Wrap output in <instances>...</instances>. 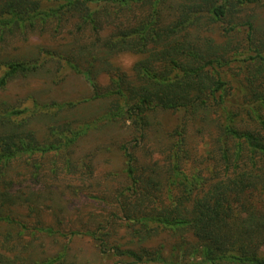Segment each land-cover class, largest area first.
I'll return each instance as SVG.
<instances>
[{"label": "trees", "instance_id": "16d2710c", "mask_svg": "<svg viewBox=\"0 0 264 264\" xmlns=\"http://www.w3.org/2000/svg\"><path fill=\"white\" fill-rule=\"evenodd\" d=\"M41 1L0 0V40L7 32L24 35L72 20L73 37L89 38L80 47L75 41L76 55L74 49L65 52L74 67L78 54L89 65L115 53L139 54L136 85L125 84L114 110L137 126V146L149 140L168 154L159 170L123 147L130 182L119 201L125 219L146 221L152 215L158 223L145 224L143 235L122 237L109 250L108 235H88L98 250H114L113 257L136 264H264V0H63L48 11ZM213 29L221 34L205 36ZM242 32L240 43L231 45ZM239 62L242 74L235 75L232 65ZM2 64V86L11 76L39 70L29 61ZM91 73L86 71L90 79ZM166 111L180 114L172 131L156 121ZM18 113L0 120V187L24 156L68 144L61 137L40 141ZM196 160L201 169L192 164ZM131 197L136 207H130ZM30 202L0 188V222L15 223L10 207ZM145 202L153 207L144 208ZM159 229L186 230L192 240L155 248ZM0 236V264H90L72 253L77 235L55 253L27 258L15 249L8 255L11 237Z\"/></svg>", "mask_w": 264, "mask_h": 264}, {"label": "rangeland", "instance_id": "374dc122", "mask_svg": "<svg viewBox=\"0 0 264 264\" xmlns=\"http://www.w3.org/2000/svg\"><path fill=\"white\" fill-rule=\"evenodd\" d=\"M61 3L63 0H42L41 7L48 11ZM71 21L61 28H30L24 35L7 32L0 40V63L29 61L39 69L30 76H11L7 85H0V120L6 119L5 113L16 111L40 141L59 137L68 141L59 151L26 155L9 170L7 182L0 188H9L24 199L31 197L33 202L10 207L16 222H0V235L11 237L8 249L13 250L6 251L11 256L15 250L23 251L22 258L55 253L72 235H77L70 242L72 253L90 264H136L126 257H113L114 250L101 253L88 235H108L110 242L105 248L109 250L122 237L143 235L145 224L155 228L158 222L152 215L146 221H129L120 207V195L130 186L123 147L136 152L145 167L159 170L167 165V150L149 140L137 146V126L114 110L123 97L125 84L136 85L134 66L142 57L133 52L115 53L89 65L78 54L74 67L65 52L74 49L76 55L78 47L89 38L88 33L73 37L71 29L76 32V28L69 26ZM6 29L9 31V27ZM220 34L213 29L205 36ZM242 37L243 32L231 40V45L237 46ZM76 40L78 47L74 45ZM241 63L232 65L235 75L242 74L237 68ZM3 65L0 77L6 71ZM88 70L92 72L91 79L86 74ZM179 119L178 112L166 111L156 121L163 130L172 131ZM192 164L201 169L200 160ZM130 199L133 208L137 202L134 197ZM144 206L153 207L149 202ZM159 230L151 243L155 248L162 244L170 248L182 239L192 240L186 230Z\"/></svg>", "mask_w": 264, "mask_h": 264}]
</instances>
